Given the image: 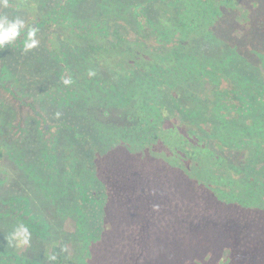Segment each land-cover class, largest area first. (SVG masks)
I'll return each instance as SVG.
<instances>
[{"label": "rangeland", "instance_id": "rangeland-1", "mask_svg": "<svg viewBox=\"0 0 264 264\" xmlns=\"http://www.w3.org/2000/svg\"><path fill=\"white\" fill-rule=\"evenodd\" d=\"M26 1L9 0L11 7L0 9V14H6L10 19L18 16L26 24L37 27L36 38L39 40L36 48L24 51V32L12 45L0 49V146L4 152L0 163V253L9 251L43 264V256L57 250L69 264H113L108 261L107 249L101 248L100 243L95 245L93 239L86 242V229L89 228L81 222L78 226V217L82 220L87 214L83 209L91 190L87 172L93 168L92 171L100 173L98 182L103 181L113 191L106 197L100 191V204L107 200L120 204L128 199L134 206L137 184L139 187L145 184L151 193L152 188L162 182L168 183V179L175 183L185 180L183 174L178 178L180 172L178 177L176 173L170 174L168 162L162 160L169 151L160 133L177 127L179 132H189L203 141V145L215 149L213 125L220 124L218 129L221 131H225L227 125L232 129L233 125L232 115L225 108L212 107L215 102L211 91L217 81L214 67L234 54L241 53L244 59L248 58L254 41H240L244 37L234 15L225 22V32L222 28L218 32L221 43L208 44L199 39L191 44V52L206 60L203 77H195L193 83L185 85V80L171 79L163 74L145 100V95L136 93L140 88L133 80L141 72L139 68H133V61L120 55L112 60L124 69L131 68L127 73L129 77L122 76L105 60L89 58L85 47L91 43L83 42L82 45L87 46H81L76 34L81 33L89 39L93 35L96 46L103 41L101 45L111 51L122 50L136 41L145 44V49L149 47L147 52L173 47L177 44L176 36L163 28L157 31L154 26L158 6L165 5L162 0H117L114 3L119 9L116 15L107 16L103 21L97 15L94 17L95 13L86 14L81 9L77 11L78 21L69 18L68 28L62 25V19L49 20L63 0ZM95 1L80 0L78 3L82 8ZM24 2L28 6L18 8ZM242 6L241 2L237 9L243 10ZM238 66L251 77L250 82L256 84V72L259 78L263 77L261 69L256 71L255 60L251 67ZM89 72L95 75L89 76ZM231 73L227 68L225 76ZM67 78L72 83L65 86L63 80ZM223 83L236 86L231 79ZM242 96L245 117L235 123L241 124L242 132L250 138L252 126L256 125V154L251 148H245L232 157L233 165L242 171L243 180L264 183V135H258V132H264V107L258 108L261 103H252L256 111L252 108L248 114V100L244 94ZM235 97L238 100V96ZM94 150L100 152L96 160L91 158ZM71 182L76 183V187L71 188ZM177 185L184 188L185 201L195 202L199 210L203 209L206 194L200 187L194 190L193 185H188V190L184 183ZM74 200L78 201L80 213L75 212ZM208 203L209 206L213 204ZM232 211L224 214L212 208L206 218L235 222L239 231L244 232L241 238L247 240L246 246L262 243L264 211L239 212L233 208ZM20 216L23 221L19 220ZM122 220L117 216L115 232L119 235L121 229H117L122 227ZM20 222L29 227L32 238L29 247L16 249L7 244V237ZM131 225L134 227L136 223L131 222ZM132 227L131 230L125 227L129 237L127 240L120 237V242L128 241L130 251L138 256L132 242L137 241V236L132 235ZM220 238L222 236H213L212 243L216 248L208 260H201L202 264H214L226 257V246L218 245Z\"/></svg>", "mask_w": 264, "mask_h": 264}, {"label": "trees", "instance_id": "trees-1", "mask_svg": "<svg viewBox=\"0 0 264 264\" xmlns=\"http://www.w3.org/2000/svg\"><path fill=\"white\" fill-rule=\"evenodd\" d=\"M79 1H61V6L59 5L49 20L62 19V25L68 28L71 24L69 18L78 21L77 11L81 9H83L81 12L86 14L95 13L94 17L97 15L101 21L107 16H115L119 10L114 4L117 0H96L91 4L92 6L82 8ZM161 2L165 5H159L157 8L159 14L154 24L155 30L163 28V31L166 30L168 34L175 35L177 44L173 47H165L161 50L153 48V52L151 50L147 52L149 47L145 49V44L136 41L124 46L123 51L120 49L111 51L101 45L103 41L96 46L97 41L93 39L95 37L93 35L92 37L89 35L91 37L89 39L80 33V35L76 34V38L79 39L81 46L91 43L90 46L85 47L89 58L92 56L95 61L99 58L105 60L106 63L112 64L117 69V73L122 76L129 77L127 73L131 68L124 69L120 64L115 62L113 64L112 60L120 55L125 60L133 61V68H139L141 72L133 80L140 88L136 93L139 96L145 95L146 100L148 93L152 89L155 90L154 84L163 74H167L171 79L181 78L186 81L185 85L193 83L192 80L195 77H203L206 60L191 52V44L199 39L208 44L221 43L222 41L218 38L220 28L225 32V22L236 15L235 18L238 19L241 34L244 37L240 41L245 43L253 40L254 47L252 51H248L246 56L248 58L244 59L245 56L242 57L241 53L234 54L214 67L216 72L213 73L217 74L215 76L217 81L213 83L211 91L212 100L215 102L212 107L219 110L225 108L228 114L232 115L233 128L227 125L226 130L221 131L218 129L221 127L220 124L213 125L212 130H216V133H213L215 136L212 135L215 149L203 145V141L189 132H179L177 127H170L160 133L162 142L169 151L162 160L164 163L168 162L170 174L176 173L175 176L178 177L180 172L181 177L178 178L185 175L182 179L187 181L181 180L175 183L173 179L170 181L168 179V183L162 182L152 188L151 193L146 189L145 184H141V187L137 184L133 194L136 198L133 200L134 206L130 205L128 199L120 204H116L117 201L112 203V200L100 204L98 200L100 191L103 197L113 194V191L103 181L99 183L100 173L90 168L91 172H87V182L91 190L88 191V203L83 206L87 214L82 216V220L78 217V226L81 222L89 228L86 229V242L90 243L93 239L95 245L100 243L101 248L107 249L108 261L113 264H202L201 260L204 261V258L208 260L213 254V248H216L215 243H212L214 235L222 236L218 239V245L226 246L228 252L225 258L214 261V264H264V239L262 243H256L255 247L246 246L247 240L241 238L244 232L239 231L240 228L235 222L231 220L230 223H223L219 219L206 218L212 208L224 214L232 211V208L239 212L264 211V183L243 180L242 171L233 165L232 160L235 154L239 155L245 148H251L256 154V125L252 126L253 136L250 138L242 132L241 124L235 121L245 117L243 94L248 100V114L252 108L253 112L256 111L252 103L258 102L261 103L258 108L264 107V0H162ZM241 2L243 10H238L237 5ZM20 5L28 6L24 2L19 4L18 8ZM113 38L116 40L115 36ZM83 42L86 44L82 45ZM254 60L256 71L257 69L263 71L261 78L256 72V84L250 82L251 77L238 66V64H245L251 67ZM227 68H230L232 73L226 77ZM230 79L235 81V87L223 83H228ZM217 96L221 98L216 99ZM235 96H238V100ZM261 134L264 135V132H258V135ZM99 153L94 150L91 158L99 157ZM3 157L4 152L0 146V163ZM168 174L169 172L165 175ZM121 175L124 176L123 172ZM35 177L37 179L36 175ZM182 183L188 190V185H193L194 190L200 187V190L206 194L203 209L199 210L195 202L183 199L186 194L184 188L180 189L177 185ZM76 185V183H70L71 188ZM74 201L77 203L73 202L75 212L80 213L78 201ZM208 202L213 204L209 206ZM117 216L123 218L120 225L122 227L117 229L118 231L121 229V235L115 232L116 223L119 221ZM19 220L23 221L24 218L20 216ZM131 222H135L136 225L132 227L134 224L131 225ZM25 223L28 224L27 221ZM125 227L129 230L132 227V235L134 238L137 236V241L132 242L137 247L138 256L136 253V256L132 254L128 241L120 242V237L124 240H127V236L129 237L125 234ZM53 256L56 257L55 260L51 259ZM42 260L43 264H69L63 260L57 250L43 256ZM4 261L13 262V264H38L34 259L16 256L9 251L0 253V262Z\"/></svg>", "mask_w": 264, "mask_h": 264}, {"label": "clouds", "instance_id": "clouds-1", "mask_svg": "<svg viewBox=\"0 0 264 264\" xmlns=\"http://www.w3.org/2000/svg\"><path fill=\"white\" fill-rule=\"evenodd\" d=\"M11 7L9 0H0V9H8ZM26 32L23 41V50L30 51L39 45L37 37L38 28L26 24L25 20L20 17L9 18L6 14H0V49L5 45H12L22 33ZM89 76L95 75L89 72ZM72 83L70 78L64 79L63 84L68 86ZM59 115V114H57ZM32 234L29 227L23 223H17L7 237V244L16 249H23L30 246ZM55 246V245H53ZM55 260L56 257H51Z\"/></svg>", "mask_w": 264, "mask_h": 264}]
</instances>
